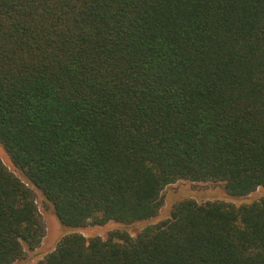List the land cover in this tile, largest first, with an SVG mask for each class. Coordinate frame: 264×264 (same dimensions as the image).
<instances>
[{"label":"trees","instance_id":"1","mask_svg":"<svg viewBox=\"0 0 264 264\" xmlns=\"http://www.w3.org/2000/svg\"><path fill=\"white\" fill-rule=\"evenodd\" d=\"M0 264L37 249L33 188L68 230L36 264H264V0H0Z\"/></svg>","mask_w":264,"mask_h":264},{"label":"rangeland","instance_id":"2","mask_svg":"<svg viewBox=\"0 0 264 264\" xmlns=\"http://www.w3.org/2000/svg\"><path fill=\"white\" fill-rule=\"evenodd\" d=\"M0 160L8 168L9 171L26 182L23 175L16 168H14L9 156L1 145ZM33 191L35 200L37 202L45 225V236L37 249L32 252L26 251L24 258L15 264H36L46 254L53 251L60 238H62L66 233L69 232L68 230H65V228L59 223L53 210L45 204L44 197L42 196L41 192L36 188H33ZM262 196H264L263 187L257 189L249 196L234 199L227 195V193L218 184L190 183L183 181L168 186L163 190L160 212L157 217L151 220L128 226L110 222L103 226H88L84 229H78L77 232L81 233L86 239L92 237L106 238L112 232L116 231H127L130 235H135L144 226L154 224L169 218L171 206L181 199L192 198L199 203L208 200H221L239 205L255 201Z\"/></svg>","mask_w":264,"mask_h":264}]
</instances>
